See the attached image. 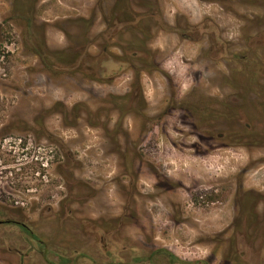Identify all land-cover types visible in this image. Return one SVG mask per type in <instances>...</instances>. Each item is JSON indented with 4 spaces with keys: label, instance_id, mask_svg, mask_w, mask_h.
Listing matches in <instances>:
<instances>
[{
    "label": "rangeland",
    "instance_id": "rangeland-1",
    "mask_svg": "<svg viewBox=\"0 0 264 264\" xmlns=\"http://www.w3.org/2000/svg\"><path fill=\"white\" fill-rule=\"evenodd\" d=\"M0 221V264H264V0H0Z\"/></svg>",
    "mask_w": 264,
    "mask_h": 264
},
{
    "label": "trees",
    "instance_id": "trees-1",
    "mask_svg": "<svg viewBox=\"0 0 264 264\" xmlns=\"http://www.w3.org/2000/svg\"><path fill=\"white\" fill-rule=\"evenodd\" d=\"M29 27H31V25ZM163 28L171 32H176L184 38L189 37L184 30L167 28V26L165 25L163 26ZM32 47L35 53L41 58L42 62L44 63V66L47 69L53 71L59 70L62 72L65 71L80 72L95 81H104V79L102 78L99 79V77H97V74H100L99 69H106V65L107 68L112 65H116V66L119 65L121 67V70H123V67L125 68L128 65L130 66V64L125 59L111 57L110 55H107L106 57L102 56L99 58L92 57V55L88 52L87 49L83 51L84 52L83 54L82 52H80L76 54L74 58H71L68 57L69 52H65V51L51 52L50 50L43 51L40 47H36V46H32ZM137 54L138 53H135L129 56L138 57L139 55ZM110 80L112 79H107V81ZM137 90L139 91L138 88ZM139 97H141L142 100V96L140 95V93L138 92L137 94V92L134 91L128 96L119 98L121 101H124V104L122 105L127 107V108L125 107L122 108V106L120 105V108L124 109L123 110L124 112L126 111L125 109H128L127 111H130L132 109L131 107L134 101L133 99ZM22 231L33 241L38 242L41 249H44L43 243L39 240V238L28 226H22ZM82 257L92 259L91 257L84 255H82ZM158 257L164 259V262L162 263L161 261H159ZM160 263L161 264H209L206 261L196 262V263L183 261L167 249L156 250L146 257L132 256L131 262L120 263V264H160ZM110 264H115V263H110Z\"/></svg>",
    "mask_w": 264,
    "mask_h": 264
},
{
    "label": "flooded vegetation",
    "instance_id": "flooded-vegetation-1",
    "mask_svg": "<svg viewBox=\"0 0 264 264\" xmlns=\"http://www.w3.org/2000/svg\"><path fill=\"white\" fill-rule=\"evenodd\" d=\"M5 222L4 221H0V224H4ZM20 226H26L25 224H20ZM36 235V234H35ZM37 236V235H36ZM38 237V236H37ZM39 238V237H38ZM31 241H33L31 238H30ZM40 240V239H39ZM41 241V240H40ZM36 242V241H35ZM38 246H39V243L37 242ZM40 248V246H39ZM172 253V252H171ZM175 255V254H174ZM161 260H164V259H161ZM166 260V259H165ZM160 261V260H159ZM128 262H131V259L128 260ZM162 262V261H161ZM164 262V261H163Z\"/></svg>",
    "mask_w": 264,
    "mask_h": 264
}]
</instances>
